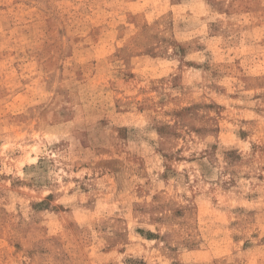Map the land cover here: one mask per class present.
Masks as SVG:
<instances>
[{
  "label": "rangeland",
  "instance_id": "obj_1",
  "mask_svg": "<svg viewBox=\"0 0 264 264\" xmlns=\"http://www.w3.org/2000/svg\"><path fill=\"white\" fill-rule=\"evenodd\" d=\"M0 264H264V0H0Z\"/></svg>",
  "mask_w": 264,
  "mask_h": 264
}]
</instances>
